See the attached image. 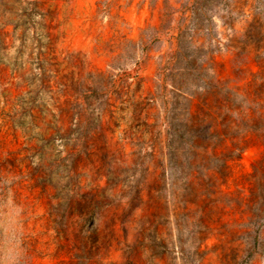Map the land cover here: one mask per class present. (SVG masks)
Instances as JSON below:
<instances>
[{
    "label": "rangeland",
    "instance_id": "obj_1",
    "mask_svg": "<svg viewBox=\"0 0 264 264\" xmlns=\"http://www.w3.org/2000/svg\"><path fill=\"white\" fill-rule=\"evenodd\" d=\"M0 264H264V0H0Z\"/></svg>",
    "mask_w": 264,
    "mask_h": 264
}]
</instances>
